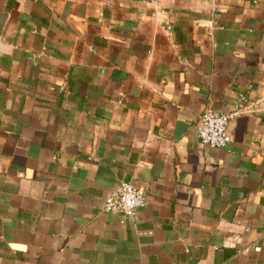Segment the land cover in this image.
<instances>
[{
    "label": "crops",
    "instance_id": "obj_1",
    "mask_svg": "<svg viewBox=\"0 0 264 264\" xmlns=\"http://www.w3.org/2000/svg\"><path fill=\"white\" fill-rule=\"evenodd\" d=\"M0 264H264V0H0Z\"/></svg>",
    "mask_w": 264,
    "mask_h": 264
},
{
    "label": "built area",
    "instance_id": "obj_2",
    "mask_svg": "<svg viewBox=\"0 0 264 264\" xmlns=\"http://www.w3.org/2000/svg\"><path fill=\"white\" fill-rule=\"evenodd\" d=\"M122 102L120 101L119 104ZM248 99L239 95L230 111L216 113L211 109L204 110L198 118L200 144L210 149H226L230 143L227 127L231 121L242 114ZM147 199L143 190L128 183L120 184L105 200L104 209L108 213H120L127 217H133L135 213L143 209ZM259 252L258 246L254 247Z\"/></svg>",
    "mask_w": 264,
    "mask_h": 264
}]
</instances>
